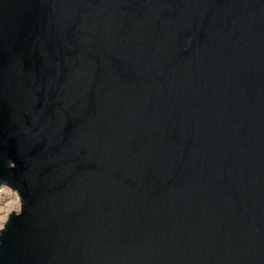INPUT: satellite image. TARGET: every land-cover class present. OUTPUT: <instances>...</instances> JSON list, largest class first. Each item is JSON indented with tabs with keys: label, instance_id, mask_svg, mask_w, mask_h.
I'll return each mask as SVG.
<instances>
[{
	"label": "water",
	"instance_id": "95a60500",
	"mask_svg": "<svg viewBox=\"0 0 264 264\" xmlns=\"http://www.w3.org/2000/svg\"><path fill=\"white\" fill-rule=\"evenodd\" d=\"M0 264H264V0H0Z\"/></svg>",
	"mask_w": 264,
	"mask_h": 264
},
{
	"label": "rangeland",
	"instance_id": "374dc122",
	"mask_svg": "<svg viewBox=\"0 0 264 264\" xmlns=\"http://www.w3.org/2000/svg\"><path fill=\"white\" fill-rule=\"evenodd\" d=\"M20 206L19 196L10 188L0 187V224H3L12 210H18Z\"/></svg>",
	"mask_w": 264,
	"mask_h": 264
},
{
	"label": "bare ground",
	"instance_id": "6f19581e",
	"mask_svg": "<svg viewBox=\"0 0 264 264\" xmlns=\"http://www.w3.org/2000/svg\"><path fill=\"white\" fill-rule=\"evenodd\" d=\"M0 187H1V188H6V187H7V188H10V189L12 190V188H11L10 186L6 185L5 183H1V184H0ZM13 191H15V190H13ZM16 193H17V192H16Z\"/></svg>",
	"mask_w": 264,
	"mask_h": 264
},
{
	"label": "clouds",
	"instance_id": "9594fccd",
	"mask_svg": "<svg viewBox=\"0 0 264 264\" xmlns=\"http://www.w3.org/2000/svg\"><path fill=\"white\" fill-rule=\"evenodd\" d=\"M3 227H4V225H3V224H0V230H2V229H3Z\"/></svg>",
	"mask_w": 264,
	"mask_h": 264
}]
</instances>
